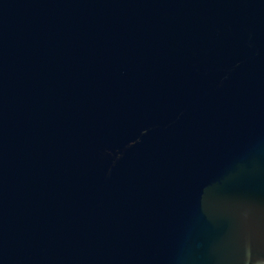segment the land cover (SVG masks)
<instances>
[{"label":"water","instance_id":"1","mask_svg":"<svg viewBox=\"0 0 264 264\" xmlns=\"http://www.w3.org/2000/svg\"><path fill=\"white\" fill-rule=\"evenodd\" d=\"M0 264H264V0H0Z\"/></svg>","mask_w":264,"mask_h":264}]
</instances>
